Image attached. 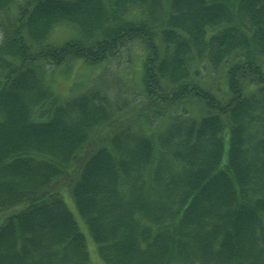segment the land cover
<instances>
[{
	"label": "trees",
	"instance_id": "trees-1",
	"mask_svg": "<svg viewBox=\"0 0 264 264\" xmlns=\"http://www.w3.org/2000/svg\"><path fill=\"white\" fill-rule=\"evenodd\" d=\"M0 27V264H92L87 232L103 264H264V0H0ZM128 42L140 124L112 132L47 66Z\"/></svg>",
	"mask_w": 264,
	"mask_h": 264
},
{
	"label": "rangeland",
	"instance_id": "rangeland-1",
	"mask_svg": "<svg viewBox=\"0 0 264 264\" xmlns=\"http://www.w3.org/2000/svg\"><path fill=\"white\" fill-rule=\"evenodd\" d=\"M63 32H59V35L63 36ZM1 40L2 31L0 27V42ZM137 44L138 42L124 44L123 47L125 48L117 56L97 67L93 71L95 74L92 76H87L89 69L84 68L80 62H77L75 63V68L78 69L75 71V68L72 71L70 69L68 70V64L62 66H47L46 80L52 86V90L56 95L65 97L74 96L77 93L85 92L88 88L93 87H98L106 91L109 94L112 107H116L118 110V117L116 122L113 123L111 131L114 132L122 126L135 127V124H140L139 120L135 117L142 112L136 103L140 99L139 93L141 86L138 83V78H140L141 74L137 75L138 78L135 76L136 69L142 65V56L144 55H141L142 48ZM141 98L143 100V97ZM69 206L80 222L81 220L72 202H69ZM85 235L89 243L91 263L103 264L97 255L96 248L92 245L90 235L88 232Z\"/></svg>",
	"mask_w": 264,
	"mask_h": 264
}]
</instances>
